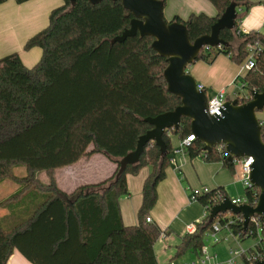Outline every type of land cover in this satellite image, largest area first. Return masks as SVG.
Here are the masks:
<instances>
[{"label":"trees","instance_id":"1","mask_svg":"<svg viewBox=\"0 0 264 264\" xmlns=\"http://www.w3.org/2000/svg\"><path fill=\"white\" fill-rule=\"evenodd\" d=\"M209 1L217 8L215 16L200 12L186 19L175 15L172 20L184 23L193 41L209 33L225 8L237 2L240 17L236 28L220 33L229 45L217 52L215 48L202 52L198 60L211 63L223 54L240 64L247 59L248 45L259 42L256 65L244 73L242 81L248 92L262 91L264 34L239 32L243 13L255 2ZM132 17L120 1L92 5L88 0H76L72 5L64 0L51 11L48 26L26 41V49H42L34 66L27 67L17 53L0 58V185L5 180L18 185L0 200V264H9L15 249L33 264H159L154 245L164 231L147 217L157 203V187L166 177L174 151L171 136L188 137L191 119L183 117L178 129L164 134L167 156L162 157L159 147L149 142L139 163L129 165L115 180L120 159L152 128L144 119L181 104L167 90L163 72L168 63L151 47L152 37L138 34L111 44L113 37L129 27ZM257 115L264 138V108ZM203 147L195 139L185 153L190 158L220 161L235 170L223 151L214 148L208 154ZM96 153L117 165L109 178L80 185L71 193L59 188L56 168ZM145 166L151 172L143 185L138 222L126 225L120 199L129 193L127 175L137 174ZM18 167L25 168L23 175L16 174ZM41 172L48 175V182L40 181ZM217 191L227 196L219 187L198 199L205 203ZM245 193L250 202L259 198L257 187H246ZM211 227L207 217L202 219L194 232L182 236L174 258L188 252L200 257ZM230 227L240 241L253 237L239 223Z\"/></svg>","mask_w":264,"mask_h":264},{"label":"crops","instance_id":"2","mask_svg":"<svg viewBox=\"0 0 264 264\" xmlns=\"http://www.w3.org/2000/svg\"><path fill=\"white\" fill-rule=\"evenodd\" d=\"M250 1L255 2V5L243 13L240 27L264 34L263 0ZM63 3L64 0H28L22 3L6 0L1 3L0 58L17 53L27 67L34 66L42 57V49L38 46L26 49V41L48 26L51 11ZM167 11L171 19L175 15L186 19L191 13L200 12L215 16L218 12L209 0H167L164 13L166 14ZM187 70L199 84L203 85L207 95L209 92L215 95L224 89L227 98L231 99L236 96L234 98L230 96V87L237 82L240 74L245 73L242 72V67L240 68L229 56L223 54L218 55L211 63L197 60L188 66ZM260 116L263 117L262 114ZM171 141L175 151L180 146V138L172 135ZM171 157L174 161L170 162L166 169V177L158 184V200L148 215L152 223L157 224L164 231L154 245L159 264H175L173 260L183 258L185 255L178 258L173 256L177 245L182 236L188 232L189 224L202 221L203 204L200 201L190 200L192 191L204 187L210 190L220 187L230 198L245 195V187L239 179L236 166L234 172L220 161L209 162L201 156L190 158L185 152L175 155L173 153ZM116 168L117 165L101 153H96L90 158H81L72 165L62 167L65 171L62 178L72 176L70 179L75 181L67 193H71L80 185L97 183L109 178ZM56 172L55 170V178ZM150 172L151 167L145 166L137 174L127 175L129 193L120 199L121 214L126 225L138 222V212L143 200V185ZM56 181L61 189L57 178ZM188 253L189 259L179 264H207L200 261L201 256L197 257L193 253ZM9 264L33 263L15 249Z\"/></svg>","mask_w":264,"mask_h":264},{"label":"water","instance_id":"3","mask_svg":"<svg viewBox=\"0 0 264 264\" xmlns=\"http://www.w3.org/2000/svg\"><path fill=\"white\" fill-rule=\"evenodd\" d=\"M72 5L76 0H70ZM92 5L103 0H88ZM120 1L124 8L133 15L130 25L120 35L111 39V44L124 42L129 37L150 36L151 47L168 63L163 72L167 90L181 99L175 109L155 117L144 119L152 128L142 134L134 150L128 152L119 161L115 180L125 172L129 165L139 163L140 157L149 142H154L160 149L162 157L168 155V146L164 134L171 129H178L183 117L191 119V131L196 139L204 143L203 150L210 154L217 145L224 144L228 153L227 159L252 158L250 181L259 190L255 206L235 204L229 196L215 204L210 212L211 223L217 214L231 212L243 217V230L247 231L250 218L264 216V138L262 124L257 112L264 108V88L262 91H251V99L239 103V99L227 98L221 108V115H210L208 112V95L191 75L187 68L195 63L205 46H228L229 43L220 37L222 30H233L240 17L238 4L232 1L212 24L207 34L191 40L184 23L168 21L164 15V0H112ZM257 264H264L263 261Z\"/></svg>","mask_w":264,"mask_h":264},{"label":"built area","instance_id":"4","mask_svg":"<svg viewBox=\"0 0 264 264\" xmlns=\"http://www.w3.org/2000/svg\"><path fill=\"white\" fill-rule=\"evenodd\" d=\"M239 32L242 34H249L250 31L246 29L239 28ZM223 46L219 45L216 47L211 46H205L202 52L204 51H210L212 48L221 49ZM248 50V56L246 59V62L244 66H242V72H246L247 70H250L251 68L255 67L256 65V58L260 53L261 45L259 42H253L250 43L247 47ZM244 75V74H243ZM242 75V77H243ZM239 78H237L238 80ZM199 88H204L203 85L199 84ZM245 90V91H244ZM252 95L250 92L246 90L245 84L242 81V85L240 86V91L237 92L236 97L239 99V103L247 102L251 99ZM227 99V93L224 89L218 91L215 95L209 97L208 96V112L210 115H221V108L223 107L224 102ZM196 139L194 134H190L185 139L180 140V146L178 149L173 151L175 154L184 153L186 147ZM219 151H223L226 156H228V153L226 151V147L224 144H220L215 146ZM213 148V149H214ZM174 161V158H170V162ZM233 163L237 167V174L239 175V179L242 182L243 186L245 187H253L250 181V171H251V164H252V158H234ZM211 190L207 187H204L202 189L194 190L190 194V200L191 201H199V196L204 193H209ZM223 193L220 191H217L212 196V199H208L203 204V218H208L210 216V212L212 207L220 203L224 200ZM232 202L235 204H248L255 206L258 202V199H254L253 202H250V200L247 198L246 193L242 197L237 198H231ZM148 222H152L151 217H147ZM200 223V222H198ZM198 223H191L187 226L188 232H194L197 229ZM239 223L243 226V217L241 215H236L231 212L226 213H219L215 217V219L212 221V227L208 231V233L205 235L208 238H210L211 242L214 244H218L222 241H228L230 237L237 239L239 238L236 234H234L233 230L231 229L230 225ZM228 232L230 235L222 234V232ZM249 234L253 235V237L258 238L257 244L248 249V250H238V249H230L232 257L226 261V264H257L259 261L264 260V216L255 215L250 218V222L247 228V231ZM163 236V235H162ZM214 258L213 255L209 253L208 247L205 245L202 247L201 250V258L200 261L202 263H206L208 261H211ZM188 264V263H187Z\"/></svg>","mask_w":264,"mask_h":264},{"label":"rangeland","instance_id":"5","mask_svg":"<svg viewBox=\"0 0 264 264\" xmlns=\"http://www.w3.org/2000/svg\"><path fill=\"white\" fill-rule=\"evenodd\" d=\"M262 2L264 4V0ZM164 15L168 21H171L173 19V18L171 19L169 17L170 16L169 11H167L166 14L164 13ZM217 51H218V49L215 48L214 52H217ZM208 52L209 51H204V53H208ZM245 62H246V60L240 64L239 63H235V64L241 68L242 66H244ZM241 85H242V74H240V78L237 80V82L232 87H230L231 88L230 96L232 98H234L236 96L237 92L240 91ZM208 96L210 97L213 95H212V93L209 92ZM24 170H25L24 167H18L15 169V172L18 175H23ZM55 170L57 171L56 172V178L60 182L61 189L64 190L65 192H69L71 190L69 188H71V186H73V184L75 183L74 180L70 179V177L72 178V176H67L65 178H62L65 175L64 169H62V167H59V168H56ZM38 177H39L40 181H42L44 183H46L50 180L48 175L45 172L39 173ZM17 187H18V185L16 182H14L12 180H6L5 183L0 186V191H1L0 192V199H3L5 197H7L8 195H10L11 193H13L17 189ZM222 234L230 235L226 231L222 232ZM204 242H205L204 245L206 247H208L209 253L214 256L213 260L207 262V264H226V261L232 257L230 249H234V250L238 249L239 251L240 250H248L257 244L258 238L249 237V238H246L245 240L238 241L237 239L230 237V239H228V241H222L218 244H214L213 242H211L210 238H208V240H207V236H205ZM171 247H173V245ZM173 256H174V254H173ZM189 257H190V254L186 253L183 258L175 259V260H173V262L175 264H179L181 261L188 260Z\"/></svg>","mask_w":264,"mask_h":264}]
</instances>
